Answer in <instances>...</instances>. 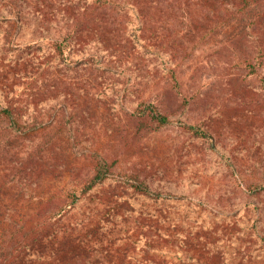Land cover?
Wrapping results in <instances>:
<instances>
[{
    "label": "rangeland",
    "instance_id": "374dc122",
    "mask_svg": "<svg viewBox=\"0 0 264 264\" xmlns=\"http://www.w3.org/2000/svg\"><path fill=\"white\" fill-rule=\"evenodd\" d=\"M41 22L30 17L6 40L7 24L0 20V85L12 83L11 94L23 98V119L42 127L27 143L51 134L66 152L56 153L52 172L13 181L1 202L6 215L36 207L41 194L79 191L90 173L87 155L99 150L116 171L139 173L153 189L132 196L130 213L152 219V234L162 237L152 254L161 263L264 264V89L252 69L237 65L217 35L182 53L143 46L144 19L132 11L105 28L110 46L99 42L100 33L91 34L63 61ZM176 62H182L183 94L171 103L174 121L154 131L137 127L132 112L139 97L169 87L163 75ZM201 118L210 120L211 137L186 132L179 121ZM16 151L0 144V174L14 170L8 155ZM116 184L107 181L83 197L67 220L86 217ZM113 220L121 234L132 224Z\"/></svg>",
    "mask_w": 264,
    "mask_h": 264
},
{
    "label": "trees",
    "instance_id": "16d2710c",
    "mask_svg": "<svg viewBox=\"0 0 264 264\" xmlns=\"http://www.w3.org/2000/svg\"><path fill=\"white\" fill-rule=\"evenodd\" d=\"M128 11L144 19L141 44L148 48L154 45L169 53H182L217 35L234 62L251 68L264 89V0H84L82 5L76 0H0L6 40L19 34L30 17L40 16V24L53 32L47 38L50 48L63 61L78 45L90 42L91 34L100 33L104 37L99 42L110 46L112 37L106 36L105 28ZM181 66L182 62H176L163 75L168 77L169 87L139 97L132 112L137 127L154 131L174 121L171 103L183 94ZM12 86L9 81L0 85V144L17 150L8 155L14 170L0 174V264H168L152 254V247H159L162 240L161 234H152V219L143 213L134 219L130 213L133 195L153 194L149 182L139 173L116 171L109 156L99 150L87 155L90 173L82 179L79 191L41 194L43 199L36 207L6 215L1 202L7 188L52 172L58 162L56 153L62 156L66 152L61 143L52 141L50 131L46 141L27 143V139L35 141L42 127H33L23 119V98L11 94ZM200 120L179 121L186 132L211 137L210 120ZM26 144L29 148L24 150ZM48 151L54 156L45 154ZM112 180L117 184L104 192L99 206L92 207L83 219L67 220L83 197ZM118 216L121 223H132L123 234L116 232L118 223L113 219ZM141 238L144 243L133 254Z\"/></svg>",
    "mask_w": 264,
    "mask_h": 264
}]
</instances>
